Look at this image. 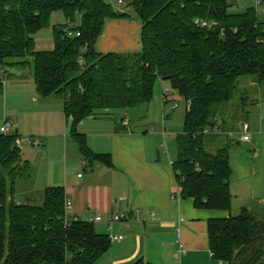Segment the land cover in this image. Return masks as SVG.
Here are the masks:
<instances>
[{
    "label": "trees",
    "instance_id": "16d2710c",
    "mask_svg": "<svg viewBox=\"0 0 264 264\" xmlns=\"http://www.w3.org/2000/svg\"><path fill=\"white\" fill-rule=\"evenodd\" d=\"M128 1L142 25L141 51L99 53L94 45L105 19L128 16L104 0H0V69L30 66L39 96L63 98L69 135L84 161L109 167L110 155L94 153L78 124L105 110L148 104L155 82H168L187 105L172 161L180 198L199 209L229 211L232 142L209 152L207 136L240 77L264 87V22L253 6L229 12L226 0ZM56 9L71 21L81 14L79 35L56 30L54 49L36 51L33 35ZM19 138L16 129L0 133V264H94L110 247L109 236L97 233L93 222L67 218L62 186L45 187L41 204L28 196L16 201V181L29 166ZM207 234L214 258L225 264H264V218L246 207L209 219Z\"/></svg>",
    "mask_w": 264,
    "mask_h": 264
},
{
    "label": "crops",
    "instance_id": "0c3cea01",
    "mask_svg": "<svg viewBox=\"0 0 264 264\" xmlns=\"http://www.w3.org/2000/svg\"><path fill=\"white\" fill-rule=\"evenodd\" d=\"M226 1L231 12L235 1ZM127 14L126 17L105 19L102 33L94 45L97 52L141 51V22L135 12ZM24 68L17 65L0 69L2 92L8 79L13 78L11 76H15L12 81H22ZM250 83L254 85L257 82L251 79ZM166 96L164 100L162 94V107L170 101V96ZM150 102L146 104V113ZM108 112L105 110L98 116L82 120L77 128L85 134L86 143L94 153L110 155L112 166L101 162L88 164L83 159L84 170L88 173L63 176L52 167L47 177L55 178V181L45 186L64 188L65 200L69 202L65 208L67 218L89 221L101 216L100 221H93L97 233L123 236L121 240L111 242L108 250L94 264H135L138 261L141 264H225L211 255L207 222L209 219L236 216L244 207L249 210L254 202L264 205L262 127L256 130V137L249 136V140L244 141L241 135L229 148L232 170L229 211L207 210L194 207L190 198L179 201L171 198L178 186L172 170L174 158L169 157L168 150L157 140L165 127L151 124L148 130L139 131L122 115L119 120L114 119V124H108ZM62 114L65 117L63 106ZM143 118L146 117L141 115L137 123H141ZM63 119L65 124L69 121L66 117ZM244 142L251 147L239 144ZM248 152L253 158L248 156ZM70 168L69 165L68 170ZM45 187L33 186V190L41 192ZM122 213L128 215L126 220L111 225L107 223V216Z\"/></svg>",
    "mask_w": 264,
    "mask_h": 264
},
{
    "label": "rangeland",
    "instance_id": "374dc122",
    "mask_svg": "<svg viewBox=\"0 0 264 264\" xmlns=\"http://www.w3.org/2000/svg\"><path fill=\"white\" fill-rule=\"evenodd\" d=\"M234 1L230 8L231 12L240 13L245 8L253 6L258 18L264 20L263 0ZM129 12L134 14L130 7L127 8V13ZM80 22V13H76L73 21H71L66 17L63 10H53L50 13L48 25L33 35L35 50L49 51L54 49L55 31L65 29L74 31L76 27L80 26ZM22 75L24 76L22 81L18 82L12 81L15 76H11L13 78L8 79L4 91L0 93V127L4 120H8L13 124V129H18L21 158L29 164L27 168L22 169L23 176L16 181L17 194L15 198L23 201L28 196L33 203L41 204V192L34 191L33 186L41 189L43 186H49V183H54L55 178L50 177L48 179L47 177L52 167L59 171L60 176L64 174L77 175L78 173L83 175L89 171L84 170L83 156L69 135L70 123L67 121L65 124L63 119L65 118L62 114L63 98L39 96L34 89L30 66L24 68ZM251 79L252 77L248 76L240 77L237 84L238 89L233 98L223 105L218 114L217 125L207 136L206 149L209 152H215L228 140L232 143L237 141L244 133V123L250 126L247 133L251 137H256L255 133L259 127L264 130V121L261 120L264 115V87L258 86L257 83L252 85ZM164 92L173 94V96H170L171 100L162 107L161 98ZM174 104L176 105L175 108H173ZM146 106V104H142L126 110H108L109 119L106 122L114 124V119L119 120L122 115L125 119L130 120L134 129L139 131L141 129L143 131L144 129L148 130L151 124L157 127H165L167 133L164 136H158L157 140L159 143L160 141L161 143L164 142L169 157L175 158L174 140L182 132L186 102L170 88L168 82L162 83L158 79L154 85L153 99L147 113L145 111ZM141 115L146 118H143L141 123H137ZM91 128L88 130L90 131ZM239 144L245 148L251 147V144L246 142ZM248 156L252 157L249 152ZM66 163L68 167H66ZM69 165L71 166L70 170H68ZM249 210L255 217L264 218V205L254 202Z\"/></svg>",
    "mask_w": 264,
    "mask_h": 264
},
{
    "label": "built area",
    "instance_id": "2783aa9c",
    "mask_svg": "<svg viewBox=\"0 0 264 264\" xmlns=\"http://www.w3.org/2000/svg\"><path fill=\"white\" fill-rule=\"evenodd\" d=\"M107 4L111 5V7L117 12V13H127V8L129 7V1L128 0H104ZM194 22L200 26H207V27H210L213 23L212 22H208V21H205V20H200V19H195ZM65 33L68 35V36H78L79 35V32L78 31H73L71 29H65L64 30ZM84 51V49H83ZM79 62H82V58L80 57L79 58ZM168 93L167 92H164L163 93V98L164 100L167 99V96ZM176 105L174 104L173 105V108H175ZM262 121H264V117L262 118ZM13 124L8 121V120H4L1 127H0V132L3 133V134H8V133H11L14 129H13ZM248 131V125L247 123H244L243 124V134H242V140L244 141H247L249 140V135L247 133ZM205 133H207L208 131L205 130L204 131ZM166 134V129L163 128L162 131H161V135L164 136ZM163 147H165V143L163 142L162 143ZM171 198L174 199V200H177L179 201L181 198H180V188L179 186H177L176 190L172 193L171 195ZM69 205V202H66L65 203V208ZM128 218V215L127 214H111L109 216H107L106 218V221L109 225L113 224V223H116V222H121V221H124ZM101 220V216H96L95 218L93 219H90L89 221L90 222H93V221H100ZM123 238L122 235L120 234H111L109 235V239L111 242H114V241H118V240H121ZM211 255H213V253L211 252Z\"/></svg>",
    "mask_w": 264,
    "mask_h": 264
},
{
    "label": "water",
    "instance_id": "95a60500",
    "mask_svg": "<svg viewBox=\"0 0 264 264\" xmlns=\"http://www.w3.org/2000/svg\"><path fill=\"white\" fill-rule=\"evenodd\" d=\"M16 131H17V130H16ZM17 147H18V148H21L19 142H17Z\"/></svg>",
    "mask_w": 264,
    "mask_h": 264
}]
</instances>
